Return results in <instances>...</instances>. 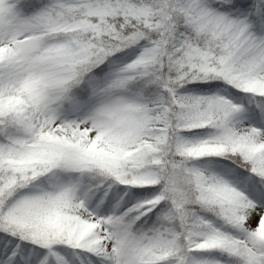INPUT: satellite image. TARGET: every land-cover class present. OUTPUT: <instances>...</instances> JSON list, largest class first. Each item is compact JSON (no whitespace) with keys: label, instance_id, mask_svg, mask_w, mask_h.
Here are the masks:
<instances>
[{"label":"snow or ice","instance_id":"snow-or-ice-1","mask_svg":"<svg viewBox=\"0 0 264 264\" xmlns=\"http://www.w3.org/2000/svg\"><path fill=\"white\" fill-rule=\"evenodd\" d=\"M0 264H264V0H0Z\"/></svg>","mask_w":264,"mask_h":264}]
</instances>
